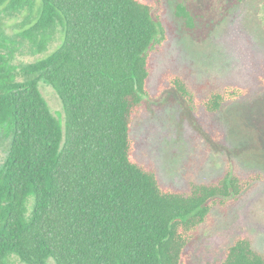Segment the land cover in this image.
Instances as JSON below:
<instances>
[{
    "label": "trees",
    "instance_id": "1",
    "mask_svg": "<svg viewBox=\"0 0 264 264\" xmlns=\"http://www.w3.org/2000/svg\"><path fill=\"white\" fill-rule=\"evenodd\" d=\"M34 1L0 6L17 11ZM155 7L144 0H41L25 34L60 24L64 37L22 66L21 81L0 31V132L11 136L0 162V264H14L12 255L24 264H187V248L212 210L237 202L262 178L228 171L179 190L136 158L132 126L143 111L151 50L165 38ZM46 47L43 41L40 51ZM170 79L191 104L188 84ZM41 81L58 94L64 124ZM248 93L228 84L201 102L216 113ZM216 264H264V252L240 234Z\"/></svg>",
    "mask_w": 264,
    "mask_h": 264
},
{
    "label": "rangeland",
    "instance_id": "2",
    "mask_svg": "<svg viewBox=\"0 0 264 264\" xmlns=\"http://www.w3.org/2000/svg\"><path fill=\"white\" fill-rule=\"evenodd\" d=\"M154 2V14L165 38L151 50L150 77L142 114L132 126L135 156L156 170L167 187L185 190L194 182H209L232 171L262 178L237 202L216 206L187 248V264H216L240 234L264 252V0H144ZM41 0L12 11L0 6V31L18 81L22 66L56 50L64 31L29 37ZM45 41L47 47L40 51ZM181 77L194 94L188 103L171 83ZM249 93L216 113L202 100L228 84ZM262 87H261V86ZM40 90L52 113L64 124L62 102L44 81ZM11 136L0 132V162L8 154ZM14 264H24L16 255ZM48 264H54L50 259Z\"/></svg>",
    "mask_w": 264,
    "mask_h": 264
}]
</instances>
